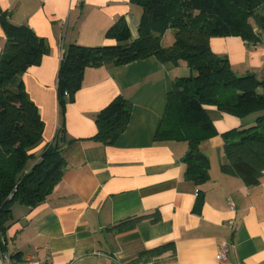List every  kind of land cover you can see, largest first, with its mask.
I'll return each instance as SVG.
<instances>
[{"label":"crops","instance_id":"1","mask_svg":"<svg viewBox=\"0 0 264 264\" xmlns=\"http://www.w3.org/2000/svg\"><path fill=\"white\" fill-rule=\"evenodd\" d=\"M0 8L47 44L41 62L22 75L44 122V143L54 141L61 125L72 139L62 151L63 178L48 198L31 208L13 205V222L0 231V257L9 253L40 264H264V174L259 185L247 186L222 171L230 164L223 134L253 125L255 114L240 117L206 105L216 133L201 143L210 180L197 185L186 176L188 142L156 140L174 80L191 73L187 62L150 56L88 67L63 119L59 113L57 76L65 45L116 44L107 32L120 19L136 38L140 6L130 0H0ZM174 40L172 30L167 31L163 43ZM5 43L0 20V54ZM210 47L228 58L238 75L253 73L264 81V31L256 43L229 35L212 37ZM119 95L133 105L127 129L112 145L95 141L96 114ZM199 191L203 202L196 210ZM156 212L157 222L152 216L132 230L114 229L120 220ZM171 241L175 252L133 262L141 252ZM225 242L228 252L222 260Z\"/></svg>","mask_w":264,"mask_h":264},{"label":"trees","instance_id":"2","mask_svg":"<svg viewBox=\"0 0 264 264\" xmlns=\"http://www.w3.org/2000/svg\"><path fill=\"white\" fill-rule=\"evenodd\" d=\"M130 1L143 10L136 38L120 19L107 32L116 44L85 46L73 41L65 45L57 76L61 119L81 89L88 67L123 65L150 56L176 64L185 61L191 73L174 80L156 140L187 141L183 158L187 179L202 185L210 180V161L200 146L216 133L206 105L240 117L255 114L253 125L223 134L230 164L222 171L241 178L247 186L259 185L264 174V81L253 73H235L228 58L213 53L210 39L237 35L258 42L259 32L264 31V0ZM0 20L6 34L0 54V231L4 232L13 222L15 203L31 208L53 192L66 169L63 148L72 139L61 125L54 141L44 143L39 108L24 88L23 73L39 64L48 50L45 39L29 25L14 23L1 8ZM169 30L175 40L166 47L163 37ZM132 111L129 99L115 97L96 114L98 132L93 139L114 144L127 129ZM203 195L199 191L196 210ZM151 217L153 222L160 219L158 212L135 215L118 221L114 229L129 231ZM169 251L175 252L173 241L141 252L133 262H147Z\"/></svg>","mask_w":264,"mask_h":264},{"label":"built area","instance_id":"3","mask_svg":"<svg viewBox=\"0 0 264 264\" xmlns=\"http://www.w3.org/2000/svg\"><path fill=\"white\" fill-rule=\"evenodd\" d=\"M230 207L233 209L234 203L232 201H229ZM227 252H228V243H223L221 245V253L220 258L222 260H225L227 258ZM0 264H40L38 261L34 260H17L13 256H11L9 253L2 254L0 257Z\"/></svg>","mask_w":264,"mask_h":264},{"label":"rangeland","instance_id":"4","mask_svg":"<svg viewBox=\"0 0 264 264\" xmlns=\"http://www.w3.org/2000/svg\"><path fill=\"white\" fill-rule=\"evenodd\" d=\"M250 21H251V23L255 24V22H254V20H253V19H251ZM163 44H164V46H166V47H168V46H171V45H168V44H167L165 41H164V43H163Z\"/></svg>","mask_w":264,"mask_h":264}]
</instances>
